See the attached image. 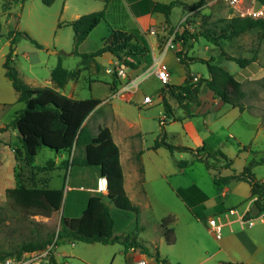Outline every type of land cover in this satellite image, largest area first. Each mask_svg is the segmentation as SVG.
Returning <instances> with one entry per match:
<instances>
[{"label":"rangeland","instance_id":"rangeland-1","mask_svg":"<svg viewBox=\"0 0 264 264\" xmlns=\"http://www.w3.org/2000/svg\"><path fill=\"white\" fill-rule=\"evenodd\" d=\"M186 4L176 6L170 16L171 23H164L165 26H160L161 30L158 34H150L149 39L154 43L157 42V36L162 38V42L169 36L167 32H172V27L176 28L184 18L190 13V5L198 0H183ZM56 2L53 6L46 7L41 0H25L22 5H16V11L19 12V18L11 16V13L4 16L0 14V22L3 23V29H0V125L10 123L16 113L25 108V103L18 100V93L13 88L11 81L5 75V68L3 63L6 54L9 52V45L5 44L8 34L15 28L20 31H26L34 39L42 44V47H36L27 39H21L15 45L13 51V65L17 67L20 76L32 86H50L52 85L51 71L61 60L63 65L68 69H74L80 65L81 57L74 53V32L69 26H59V22L64 20L68 14L64 13L61 18V4ZM251 5V0L245 1L244 5L238 4L236 8L229 6L224 0H207V4L203 6L202 10L194 17L190 16L187 21L193 22L191 33H199L203 27L202 16L209 15L212 19L219 17H230L232 11L228 8L235 9L237 15L240 9ZM257 5V4H252ZM2 2L0 0V7ZM37 6H42L47 9V12L41 13ZM29 8H32L31 15L28 13ZM84 10H89L86 8ZM228 11V12H227ZM2 13V12H1ZM43 16L44 25L39 26L37 20ZM85 14V13H84ZM2 15V16H1ZM156 24H161L165 21V17L161 13L154 15ZM210 24V22H209ZM222 25V24H221ZM217 33L221 28H214ZM163 33V34H162ZM149 34V30L146 31ZM107 35L102 27L93 32L91 36L79 46V51L89 52L97 49L102 45L103 38ZM162 35V37H161ZM168 38V37H167ZM177 49L181 51L188 50L189 56H199L205 59L213 58V63L227 69L235 75V77L242 82V88L246 95L244 103L245 110H230V104L222 102L210 106V112L207 114H198L193 116L189 123L191 127H185L182 121H170L163 127L160 119L164 118V105L160 98L159 89L164 84L153 75L151 71H147L140 75L138 88L131 100L121 97L119 94H114L108 89L101 90L98 87L100 81L111 80L112 75L107 71L108 63L102 62V68H97L94 64L83 72L82 76L77 80L79 85L77 96L87 98L91 96H98L100 98H107L106 104L101 112H98L91 119L96 120L97 117L101 120L104 126H110L120 144L123 156L131 153V147H137L144 153L145 163L148 168V175L143 181V188L147 192L146 198L142 199L137 204L140 214L136 216L132 214L128 220V227L135 226L138 222L142 227L141 237L152 242L158 246L160 239V231L163 230L162 222L168 218L171 213L172 219L175 221L179 218L183 221L184 215H187V207L182 198L177 192V188L188 187L193 184L199 186L205 193V201L195 206L193 209L196 215L202 219L196 222L198 231L208 240L210 244H214L215 238L209 232L206 221L212 215L214 205L220 202L222 197H216L217 190H221V186L226 183L217 185L215 183V176L220 174L226 176L232 172H242L244 167L252 159H260L264 157V29L253 28L238 37L233 39H221L220 44H214L205 37H199L197 40L191 42L190 47L184 46V38H177ZM148 48L151 49L149 43L145 42ZM155 52L159 55L160 48L154 47ZM226 53L254 59L246 67L240 66L234 60H229L221 55V51ZM119 63V62H118ZM117 63V64H118ZM116 63L109 66L115 69ZM162 64L168 70H172L173 76L169 84L177 85L184 82L186 78V69L191 74H203L208 76V67L202 62H193L188 67H184L178 60L173 49L166 52L163 57ZM96 69V72H93ZM114 72V71H113ZM138 72L139 74L142 73ZM112 73V72H111ZM69 84L66 86L64 92L69 91ZM148 95L152 97L153 104L143 106L144 97ZM176 104L175 100H172ZM112 109L121 117V120L115 118ZM178 114H184L180 109ZM259 122H263V126L258 129L255 128ZM190 130V132H189ZM121 132L127 134L122 140ZM166 134L167 142L173 145H183L192 148H197L206 143L210 149H221L228 158L232 159V164L228 168H222L219 171L215 168H207L204 162L194 159L193 155L188 151L174 150L171 152L165 146L160 150H156V162H160L162 167V175L152 177L150 175L149 167L152 164L156 139L161 138ZM257 134V136H256ZM246 149L243 150L242 148ZM18 149H22V143L19 138L11 130L6 132L5 136L1 135L0 139V237L8 240L17 241L36 232L46 233L49 230L58 228L55 217L51 219L33 216L32 213L13 208L11 200L6 196V190L3 187L11 186L14 182L13 170L15 174H23V167L25 162L18 154ZM149 155L150 158H149ZM16 157H20V163L17 162ZM135 158V154L133 155ZM68 160V155L63 154L57 156L55 151L48 147H41L35 160V166H44L49 162L59 163ZM182 160L189 161V165L185 168L179 166ZM210 162L218 167L219 162L214 158L209 159ZM17 162V163H16ZM257 178L264 176V163L257 164L253 169ZM27 173L31 181H35L36 172ZM34 173V174H32ZM50 186L60 187L64 190L63 206L60 212L61 215L72 214L76 215L79 212L80 204L83 197L89 194L87 191H80L78 186L96 185L97 175H100L97 166L77 167L69 165L65 168H57L49 171ZM27 176V177H28ZM13 184V183H12ZM231 187H239L234 193L237 198L248 196L250 194L249 184L245 181L232 180ZM71 186V188H69ZM74 186H77L74 188ZM64 203L65 209H64ZM114 217L118 220V228L121 227L122 221L119 218L120 211L114 204L111 205ZM55 213V212H54ZM52 216H55V214ZM52 223L49 224L48 222ZM262 223L257 219L255 225ZM171 226L172 223H170ZM180 227V225H179ZM141 230V229H140ZM117 244L125 246L121 243L102 244V243H85V242H71L66 241L64 244L57 246L59 253H66V255L59 257L63 262L69 264H108L109 258ZM124 256L117 257L115 264H123ZM172 264L177 263L172 259Z\"/></svg>","mask_w":264,"mask_h":264},{"label":"trees","instance_id":"trees-1","mask_svg":"<svg viewBox=\"0 0 264 264\" xmlns=\"http://www.w3.org/2000/svg\"><path fill=\"white\" fill-rule=\"evenodd\" d=\"M54 1L42 0L46 5H51ZM256 1L259 5H264V0ZM20 2H24V0H6L4 8L8 9L12 3ZM182 4L186 3L182 0L156 2L153 9L155 12L162 13L166 23L170 24L173 9ZM205 4L206 0H198L190 5V16L194 17ZM105 16V10L102 9L83 14L68 23L74 31V53L80 55L83 58V63L86 64L89 59L110 52L117 57L122 67L135 68L136 63L132 56L144 54L146 48L136 40L133 34L124 30H113L104 39L103 45L94 51L79 52L78 46L105 19ZM187 23L190 27L193 25V22L189 20ZM190 27L183 23L176 28L172 27V32L176 30L177 38H184V46L190 47L192 45L190 41L193 42L199 37H205L210 42L219 45L221 39H233L253 28L264 29V18L234 15L212 19L209 15H203L200 25L203 29L199 33H191ZM214 28H221V31L217 33ZM8 37L11 38L10 50L6 54L3 67L5 68V75L18 93V100L25 103V108L18 111L10 123L0 126V134L8 130H16L22 143V149H18V154L22 155L26 165L37 167L38 170L57 168L54 162H49L44 166L34 165L41 147H48L55 153H66L69 156L68 160L59 167H68L70 164L73 166H99L101 175L107 176L108 193L106 196L92 195L86 208L79 216L61 215L58 228L55 230H49L46 233L36 232L17 241L0 237V264L7 257L20 258L25 252L47 247L53 242L57 247L67 240L102 244L121 243L127 247L136 246L163 264H168L166 259L161 258L158 249L152 252L139 239L138 230L128 234H115V218L109 204L113 203L117 209L122 211L138 213L139 209L132 203L125 191L120 149L113 139L111 130L108 127H100L98 133H93L88 124L85 123L88 115L101 100L92 97L77 99L61 91L70 79L79 75L81 69H67L60 60L51 71V80L54 86H32L20 76L19 70L13 65V51L16 43L21 39H27L39 48L42 47V44L26 31H10ZM221 55L236 61L242 67H246L254 61V59L230 55L223 50ZM176 56L186 67L190 63L198 61L206 64L208 76H201L195 80V76L188 71L183 84L171 85L168 83L161 87L160 95L165 114V118L161 120L162 124L168 120L166 118H175L169 97L173 98L183 108L186 116H194L195 110L200 106L199 97L207 90H211L215 98H220L223 102L238 107L241 111L246 109L243 101L246 93L242 88V82L227 69L213 63V58L189 56L187 49L176 51ZM119 84L120 82L116 79L112 84L113 90H117ZM165 136L164 133L161 138L156 139L155 148L165 146L171 152L174 150L191 151L197 160L206 164L207 168H216L218 171L223 167H230L232 164V159L228 158L221 149H210L205 143L197 148L173 145L167 142ZM242 149L245 150L244 147ZM210 158L218 161L220 166H214L210 162ZM188 163L187 160H182L179 162V166L185 167ZM260 163H264V157L251 160L242 172H233L226 176L217 174L215 183H227L232 179L247 181L251 186V195L256 197L254 204L261 211H264V178L258 179L253 172L254 167ZM194 188L196 187L179 188L178 194L189 200L188 193H191ZM6 196L11 200L13 208L50 217L54 212L61 211L64 190L37 185L29 187L19 183L16 187L7 188ZM171 222V217L165 218L162 227L167 241L174 243L176 237L173 227L170 226ZM48 223L51 224L52 222L49 221ZM52 262L57 264L54 256Z\"/></svg>","mask_w":264,"mask_h":264},{"label":"crops","instance_id":"crops-1","mask_svg":"<svg viewBox=\"0 0 264 264\" xmlns=\"http://www.w3.org/2000/svg\"><path fill=\"white\" fill-rule=\"evenodd\" d=\"M5 1L6 0H1L2 6L0 7V14L3 15L4 11H5L4 16H7V14L9 13H11V16H15L14 14H16V19L18 20L19 12H17L15 8H16V5H22L21 3L23 2L12 3L10 8L5 9L4 8ZM169 1L171 0H55L51 5H46L42 2V4L46 7L53 6L56 2H60L59 4H61V9H62L60 12L61 13L60 19H62L64 13L66 14L69 13L68 16H65L64 20L59 22L60 27L69 26L68 23L77 19L84 13L86 14V13H90V12L98 11L102 9L105 10V15H106L105 19L102 20L89 33L87 38L80 45H82L91 36L93 32L99 30V28L102 27L104 31H107V35L102 40V45H103L104 39L113 30L119 29V30H124V31H127L133 34L136 40L142 46L146 48V52L144 54H137V55L132 56V58L134 59L136 63V67L135 68H125L126 76L124 77H117L115 72L111 71L112 69L109 66L113 65L114 63L117 64L119 60L117 59L116 56H114L110 52H105L102 55L96 56L93 59H89L88 63L86 64L83 63V58L79 55L81 57L80 65L74 69L80 68L81 72L79 73L77 77L70 79L69 82L66 84V86L69 84L71 88L69 89L68 92H64L66 86L63 89H61V91L70 97L77 98V99H85L80 96H77L79 85L76 84V82L82 76L83 72L88 69L91 70L90 68L94 64L101 71L102 62L104 61L105 64L108 63L109 65L106 67H107V71L112 75V78L109 81L108 80L100 81L97 88L101 90L108 89L112 91L114 94H119L121 97L127 100H131L138 86L133 89L130 88L129 91L125 90L127 89V86H128L127 82L130 79H135L139 77L141 74L149 71L150 69L153 70L156 60L159 58L163 60V57L166 54V52L170 50V49H165L168 36L165 38L164 42H162L163 41L162 38L157 36V42L154 43L152 40L149 39L148 35H150V33L146 34V31H148L153 26H156L158 29V32L156 34H158L161 31L159 29L162 26H165L164 23H166V19L161 24H156V20H155L156 18H154V15L159 12H155L153 9V6L156 2H169ZM211 1H214V0H211ZM206 4H207V0H206ZM23 6L24 4L22 5V7ZM37 8L38 10H40L41 13L47 12V9H45L42 6H37ZM86 8H89V10H84ZM228 11H232L230 15H235V12H236L235 9H232L229 7ZM28 13L31 15L32 8H29ZM40 15H41L40 16L41 18L38 19L36 22L39 26H43L44 25L43 16L42 14ZM1 24H2L1 29H3V23ZM11 31L16 32L20 30H17L15 28L14 30H11ZM167 33L170 34V32H167ZM146 40L149 43L151 49L148 48L147 44L145 43ZM10 41H11V38L7 37L5 44L10 46ZM79 46H78V50H79ZM156 46L160 48L159 55L154 50V47ZM173 51L176 53V50L173 49ZM79 52L83 53L82 51H79ZM183 66L186 67L185 65ZM164 68L166 69L165 66ZM188 68H189V65H188ZM70 70H73V69H70ZM141 71L143 72L139 74L138 72H141ZM168 71L170 73V81H171L173 72L172 70H169V69ZM188 71L189 70L186 69V77H187ZM93 72L97 73L96 69ZM152 74L156 76V74H154L153 72ZM191 75H194V74H191ZM194 76L199 78L203 76V74H197ZM116 79H118L120 84L117 90H113L112 84ZM184 82L180 84H183ZM50 86H54V83L52 82V85ZM160 89H159V93H160ZM91 97L98 98L101 100V102L88 115V117L85 120V123L88 124V126L93 131V133H98L100 127H108L111 130L113 139L120 149V160H121V166H122L123 174H124L125 191L128 197L131 199L132 203L135 206H137V204L140 203L142 199H145L147 195V192L143 188V184H142L145 177L148 175V168L146 166L145 158L143 154L144 152L137 147H131V153L127 154L126 158L125 156H123L122 148L120 144L118 143L114 130L110 126L102 125L101 124L102 119H99L98 117L96 120H93V122H91V119L94 117V115H96L98 112H101L102 108L106 104L109 103L108 101H106L107 98H100L98 96H91ZM91 97H87V98H91ZM160 98L162 100L161 95H160ZM168 99L171 105L173 106V116L175 118L173 119L166 118L168 120L163 124L161 123V120L163 118L160 119V123L163 125V127H165L169 123V120L170 121L171 120L172 121H182L185 127L187 128L191 127L189 120L193 116H186L183 108L176 101H175L176 104L173 103L172 101L174 100L173 98L169 97ZM199 99H200V106L195 110V115L207 114L208 112H210L209 109L211 105H215V104L221 105L223 102L220 98H215L211 90H207L203 92L200 95ZM151 104H153V99H152V103H149V104H145L144 102H142L143 106H147ZM230 106L232 105L230 104ZM178 109L183 111L184 114H178L177 113ZM236 109L240 110L238 107L232 106V109H228V111L236 110ZM112 112L115 118H118V120H121L120 119L121 117H119V115L116 114L114 109H112ZM3 125L5 124H1L0 126H3ZM262 126H263V122H259V124L255 127L257 129L256 133H258L259 131L258 129H260ZM8 131L1 133L0 139H1V135L5 136L6 132ZM11 131L14 132V134L18 137V132L16 130H11ZM126 136L127 134L125 133L123 134V132H121L122 140H124ZM166 138L167 137L165 136V139ZM180 146H183V145H180ZM161 147L162 146L155 148L153 145V149H154L153 160H152L153 162L149 167L150 175L152 177H156L157 175L159 176L162 175L163 170H162L161 164L159 161L156 162V157H155L157 153L156 150L159 151ZM244 149L246 148L244 147ZM180 151H185V150H180ZM188 152H190L193 155V157L195 156L193 152L191 151H188ZM55 154L59 156V155H63L66 153H61V154L55 153ZM134 154H135V158L133 157ZM150 156L151 155H149V158ZM20 157L23 158L22 155H20ZM20 157H16V160L18 163H20ZM194 159L196 158L194 157ZM61 164H63V162L55 163L57 168H65V167H59V165ZM77 167L82 168L85 166H77ZM97 167L99 168V172H100V167L99 166ZM185 167H181V168H185ZM223 168H228V167H223ZM24 169L27 170L28 172H32L33 170L34 172H36V174L32 173L35 175V181L34 180L31 181V184H28L29 180L34 179V178L29 177L27 173H24ZM49 171L51 170H38L37 167L28 166L25 163V166L23 167V174L21 175H18L17 173L15 174V171L13 170L12 175L14 176V180H13L14 182H11V186L3 187V191L5 192V190L10 187H16L17 185H19V183L24 184L29 187L33 185H37V186H46L48 188L61 189L60 187L50 186ZM100 175H97V179ZM263 178L264 176H261L258 179H263ZM97 179H96V185H97ZM232 180H237V179H232ZM232 180H230L229 182L221 186L222 187L221 190L218 189L217 192L215 193V198L221 196L222 199L220 202H217L214 205L215 212L209 216V218L215 217L219 221V223L222 224L223 231H222V236L220 238H216L215 235L210 231L208 227V220L206 221V225H207L209 232L215 238L214 244L213 243L210 244L208 240L205 239L204 236H202V234L198 231V226L195 222V221L200 222L202 221V219H200L196 215V212H194L193 209L195 208V206L204 202L205 197H206L203 190L196 184H193L188 187H184V189H187L193 186L196 187L194 188L193 191H191V193H188L189 200L184 199L183 197L180 196L183 202L186 204V207L188 208L187 215L183 214L184 215L183 221L180 220L179 218L177 219V221H175L174 218L172 219V215H174L175 213H171L169 216L172 219L171 223L173 225V226L171 225L170 226L173 227L175 237H176V240L174 243H169L167 241V238L163 234V230H162L160 231V239H159L160 242L158 246L154 244V242L151 243L152 244L151 246H148L149 241H146L145 239L141 237L142 227H140L138 222L135 226H131V228H127L128 220L130 216L132 214H135L136 216H138L140 214L139 210H138L139 212L137 213L133 211H122L118 209L120 211L119 218L122 221V225L120 228H118V220L114 217L115 218V234H128L134 230H138L139 239L142 242H144V244L148 246L152 252L158 249L161 258L166 259L168 264H172V259H175L177 263H180V264H225V263L226 264H264V221H262V223L258 225H255V222H256L255 221L254 224L251 226H248L247 224L244 223V220L252 215L251 207L254 204V200L256 197L251 195V186L247 181H245L249 184L250 194L248 196H242L240 198H237L234 195V193L239 189V187H231L230 183ZM239 181H244V180H239ZM96 185L92 184V185H88L87 187H85L84 185L78 186V189L80 191H87L89 194H87L85 198L83 197L84 199L83 201L79 202L80 208H79L78 214L76 215L64 214V215L67 217L79 216L83 212V210L86 208L89 198L92 195L99 194L95 190ZM75 187L77 186H74V188ZM69 188H71V186ZM180 188H183V187H180ZM178 189L179 188H177V192H178ZM101 195L106 196L107 194H101ZM65 204L66 203H64V209H65ZM112 204L113 203H110L109 205H110V208L113 214V210L111 207ZM54 214L55 216L51 215L50 217L43 216L40 214H34V213H32L31 215L39 216V217L46 218V219H51L52 217H55L56 223L59 225L61 213L55 212ZM67 241H70V240H67ZM71 242H74V241H71ZM106 245H109V244H106ZM117 245L119 247H116V249L113 251L112 256L109 258L107 262L108 264H115L117 257H121V256H124L123 264H128L130 262L138 261L140 259H147L148 264H163L162 262L158 261L154 256L149 255L145 250H142L141 248H138L136 246L127 247V246H122L120 244H117ZM66 255H70V254L59 253L57 251V248H55L54 257H55V261L57 264H69L68 262H64V261L62 262L59 258L61 256L65 257Z\"/></svg>","mask_w":264,"mask_h":264},{"label":"built area","instance_id":"built-area-1","mask_svg":"<svg viewBox=\"0 0 264 264\" xmlns=\"http://www.w3.org/2000/svg\"><path fill=\"white\" fill-rule=\"evenodd\" d=\"M229 6L236 8L238 4H243L247 0H224ZM257 5H252V4ZM190 15V14H189ZM184 18L183 24L190 27V25L187 23V18ZM237 15H241L243 17L250 16L253 18H264V5H259L256 0H251V5L245 6L243 9H240L237 13ZM191 28V27H190ZM158 32V29L156 26H153L149 29L150 34H156ZM165 49H177V42H176V30L171 32L167 38L166 41V47ZM114 71L118 77H124L126 76L125 68L120 65V63L117 64L115 69L111 70ZM149 71L156 74V76L159 78V80L165 85L168 84L170 81V73L167 69L164 68L162 65V60L159 58L156 60V63L154 65L153 70L150 69ZM139 77L135 79H130L127 82V89L130 90V88H136L139 85ZM198 79V77H195V80ZM145 104L152 103V97L146 95L144 97ZM95 190L99 194H107L108 193V179L105 175H100L97 179V185ZM260 219L261 221H264V211H260L257 215H251L250 217L246 218L244 220V223L248 226H251L254 224V222ZM208 227L210 231L215 235L216 238H220L222 236L223 226L215 217H211L208 219ZM55 248L56 244L55 242L49 244L47 247L40 248L34 251L25 252L22 257H7L1 264H54L52 262L53 256H55ZM128 264H148L147 259H140L138 261L130 262Z\"/></svg>","mask_w":264,"mask_h":264},{"label":"water","instance_id":"water-1","mask_svg":"<svg viewBox=\"0 0 264 264\" xmlns=\"http://www.w3.org/2000/svg\"><path fill=\"white\" fill-rule=\"evenodd\" d=\"M260 209L257 207L256 204H253L252 207H251V214L252 215H257L260 213Z\"/></svg>","mask_w":264,"mask_h":264}]
</instances>
